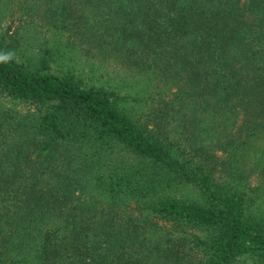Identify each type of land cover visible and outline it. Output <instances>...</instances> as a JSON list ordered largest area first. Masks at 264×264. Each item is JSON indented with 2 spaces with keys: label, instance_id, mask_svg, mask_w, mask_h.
Returning a JSON list of instances; mask_svg holds the SVG:
<instances>
[{
  "label": "trees",
  "instance_id": "16d2710c",
  "mask_svg": "<svg viewBox=\"0 0 264 264\" xmlns=\"http://www.w3.org/2000/svg\"><path fill=\"white\" fill-rule=\"evenodd\" d=\"M45 1L160 102L141 121L0 50V96L37 110L0 102V264H264V0Z\"/></svg>",
  "mask_w": 264,
  "mask_h": 264
},
{
  "label": "rangeland",
  "instance_id": "374dc122",
  "mask_svg": "<svg viewBox=\"0 0 264 264\" xmlns=\"http://www.w3.org/2000/svg\"><path fill=\"white\" fill-rule=\"evenodd\" d=\"M245 0H243V3ZM50 1L38 2L36 13L29 14L35 0H13L12 8L2 6L0 0V50L6 52L23 69L33 73L52 72L60 75H72L85 87H98L113 91L118 95V105L133 113L136 119H143L158 108L160 96L147 90L142 91L147 81L134 67H128L122 59L111 52H103L89 45V28H48L44 9ZM30 5V6H29ZM35 9V8H34ZM43 62L47 65H43ZM155 95V97H154ZM165 96H168L165 94ZM165 98V97H164ZM1 111L11 113L37 114L34 105L0 96ZM0 108V109H1ZM256 144V143H255ZM261 145H254L252 151H260ZM66 153L65 148L59 149ZM219 161L229 168V156L218 151ZM251 157L253 154H249ZM115 157L120 160L132 159V154L115 149ZM251 162L247 159L245 167ZM175 196L189 197L190 192L182 185L175 187ZM117 215L123 221L130 213L122 206ZM127 212V213H126Z\"/></svg>",
  "mask_w": 264,
  "mask_h": 264
}]
</instances>
